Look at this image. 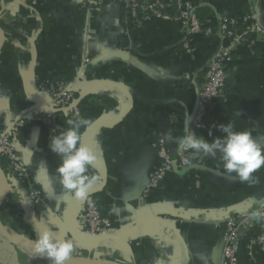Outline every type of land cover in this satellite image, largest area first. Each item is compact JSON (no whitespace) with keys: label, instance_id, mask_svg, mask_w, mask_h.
Returning <instances> with one entry per match:
<instances>
[{"label":"crops","instance_id":"1","mask_svg":"<svg viewBox=\"0 0 264 264\" xmlns=\"http://www.w3.org/2000/svg\"><path fill=\"white\" fill-rule=\"evenodd\" d=\"M189 1L203 22L264 9V0ZM174 8L168 9L170 15ZM259 23L264 26V20ZM0 28L6 38L0 54V132L43 103L48 80L74 81L79 117L90 122L81 129V143L97 157L90 171L100 180L92 196L107 210L115 234L86 240L63 231L64 222L73 224L85 202L60 185V158L48 148L54 133L35 121L25 122L16 138L26 176L0 162L9 185L0 208L2 225L31 241L44 229L55 239H70L72 257L78 259L219 264L224 221L240 211L257 210L264 201V167L254 174L259 183L250 186L226 178L218 156L197 157L194 162L200 168L168 174L162 186L143 194L157 163L153 144L162 139L170 152L177 151L172 140L189 126L198 86L218 40L198 37L195 50L187 55L181 24L171 19L133 23L112 1L88 12L81 0H0ZM227 75L225 94L214 101L209 129L200 136L211 142L222 135L214 126L230 122L264 144L263 37L248 36L232 55ZM68 119L76 118L60 115L55 129L67 127ZM33 191L37 196L30 195ZM0 242L8 252L10 245ZM248 244L244 232L239 264H264V253L256 247L249 250ZM13 250L18 255L8 253L11 264H51ZM26 254L34 259L29 262Z\"/></svg>","mask_w":264,"mask_h":264},{"label":"built area","instance_id":"2","mask_svg":"<svg viewBox=\"0 0 264 264\" xmlns=\"http://www.w3.org/2000/svg\"><path fill=\"white\" fill-rule=\"evenodd\" d=\"M108 1L122 6L133 23L150 19H171L181 24L184 29L182 48L187 55L195 50L198 37L218 40L219 48L209 58L203 80L198 86L194 111L188 126L189 130L198 135L207 131L214 101L225 94L227 67L232 55L247 42L249 35H260L264 38V26L259 23V19L264 20V9L250 15L218 16L215 22H203L198 16L197 7L189 0H81L83 8L88 12L97 11ZM172 5L175 7L174 15L168 13ZM84 62L89 63V59H85ZM44 93L45 99L42 104L25 111L0 132V162H5L8 170L19 176H26L27 167L16 152L18 129L27 121H35L45 128L53 129L57 126L60 115L70 118H77L80 115L79 107L75 103L74 81L50 79L44 85ZM44 104L53 111H43ZM153 149L157 163L149 174V181L143 194L162 186L168 174L180 173L179 170L184 167L182 161L189 155L178 150L170 152L162 139L153 144ZM200 167L199 165L189 170ZM30 195L37 196V193L33 191ZM103 210L99 199L89 196L82 213L73 223L78 237L92 240L115 234V227L110 218L103 215ZM252 211L254 210L240 211L224 221L219 237L221 244L219 264H239L241 234L244 232L249 234L247 248L251 250L256 247L264 253V220L260 222L251 220Z\"/></svg>","mask_w":264,"mask_h":264},{"label":"clouds","instance_id":"3","mask_svg":"<svg viewBox=\"0 0 264 264\" xmlns=\"http://www.w3.org/2000/svg\"><path fill=\"white\" fill-rule=\"evenodd\" d=\"M42 110L53 111L44 104ZM67 127L49 136V150L60 158L56 168V175L64 190L72 197L83 203L88 201L90 193L99 182L100 177L90 169L97 163L94 151L86 144L81 143V129L89 125V120L83 117L68 119ZM222 135L215 136L211 142L184 126V134L173 138L172 142L180 152L189 155L182 161L183 168L180 174L190 168L199 166L195 163L197 157H219L225 177L250 186L259 183V177L254 175L264 167V144L258 142L250 131H237L232 123L214 126ZM169 134L164 136L168 138ZM208 135L212 137V132ZM44 163V162H42ZM234 174V175H233ZM253 221L264 220V201H261L258 210L250 213ZM34 219V217H32ZM33 253L36 256L47 258L51 264H68L75 247L70 239H55L53 233L47 229L40 231L36 238L30 241Z\"/></svg>","mask_w":264,"mask_h":264},{"label":"water","instance_id":"4","mask_svg":"<svg viewBox=\"0 0 264 264\" xmlns=\"http://www.w3.org/2000/svg\"><path fill=\"white\" fill-rule=\"evenodd\" d=\"M5 41H6L5 34L0 28V54L2 52ZM0 186H1V192H0V208H1V205L3 201L5 200L8 194V190H9L8 179L1 168H0ZM92 195L93 193L91 192L90 196ZM62 229L64 232H67L72 236L78 237L74 230L73 224L64 222ZM0 238L3 239L6 243H8L12 247L22 252H26L31 255H34L32 245L30 243L31 240L19 237L15 235L14 233L8 231L2 225L1 221H0ZM36 257H39V256H36ZM39 258H42V257H39ZM42 259H47V258H42ZM68 264H120V263H105V262H100L96 260H84V259H78V258L71 257V259L68 261Z\"/></svg>","mask_w":264,"mask_h":264},{"label":"rangeland","instance_id":"5","mask_svg":"<svg viewBox=\"0 0 264 264\" xmlns=\"http://www.w3.org/2000/svg\"><path fill=\"white\" fill-rule=\"evenodd\" d=\"M9 248L12 249L11 250L12 252L10 251ZM8 249H9V251L8 252L7 251L5 252L4 244L2 242H0V263L1 264H11L10 263V259L8 258V253L9 254L10 253H16L18 255V252L16 250H13L14 248H12L11 246L10 247L8 246ZM32 257H34V256H31V255L27 256V254H26V258L29 260V262L32 261L31 259H34Z\"/></svg>","mask_w":264,"mask_h":264},{"label":"trees","instance_id":"6","mask_svg":"<svg viewBox=\"0 0 264 264\" xmlns=\"http://www.w3.org/2000/svg\"><path fill=\"white\" fill-rule=\"evenodd\" d=\"M199 16V15H198ZM200 18V17H199ZM201 19V18H200ZM107 213V210H103V215H105ZM114 226V224H113Z\"/></svg>","mask_w":264,"mask_h":264},{"label":"bare ground","instance_id":"7","mask_svg":"<svg viewBox=\"0 0 264 264\" xmlns=\"http://www.w3.org/2000/svg\"><path fill=\"white\" fill-rule=\"evenodd\" d=\"M0 192H1V186H0Z\"/></svg>","mask_w":264,"mask_h":264}]
</instances>
